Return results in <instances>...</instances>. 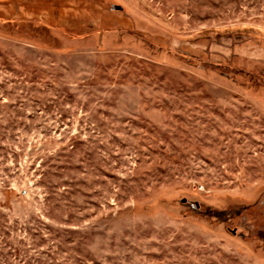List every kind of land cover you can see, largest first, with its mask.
Returning <instances> with one entry per match:
<instances>
[{
    "label": "rangeland",
    "instance_id": "rangeland-1",
    "mask_svg": "<svg viewBox=\"0 0 264 264\" xmlns=\"http://www.w3.org/2000/svg\"><path fill=\"white\" fill-rule=\"evenodd\" d=\"M0 264H264V0H0Z\"/></svg>",
    "mask_w": 264,
    "mask_h": 264
},
{
    "label": "trees",
    "instance_id": "trees-1",
    "mask_svg": "<svg viewBox=\"0 0 264 264\" xmlns=\"http://www.w3.org/2000/svg\"><path fill=\"white\" fill-rule=\"evenodd\" d=\"M8 6H13V10L17 13V14H19V17L18 18H9L8 20L9 21H14V22H18V23H20V22H22V23H27V22H31L32 20H31V18H26V15H27V11H32V12H35V13H37L38 12V10H33V9H29V8H25V6H22V5H18V4H13V5H8ZM25 9H27V11L25 10ZM39 9V8H38ZM39 12H41V11H39ZM55 17H56V14H53Z\"/></svg>",
    "mask_w": 264,
    "mask_h": 264
},
{
    "label": "water",
    "instance_id": "water-1",
    "mask_svg": "<svg viewBox=\"0 0 264 264\" xmlns=\"http://www.w3.org/2000/svg\"><path fill=\"white\" fill-rule=\"evenodd\" d=\"M185 200H183V202H184Z\"/></svg>",
    "mask_w": 264,
    "mask_h": 264
}]
</instances>
